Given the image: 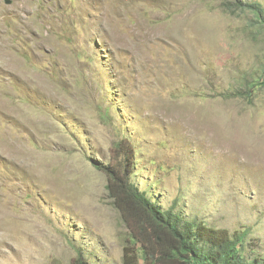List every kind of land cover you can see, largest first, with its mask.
<instances>
[{
  "label": "rangeland",
  "instance_id": "obj_1",
  "mask_svg": "<svg viewBox=\"0 0 264 264\" xmlns=\"http://www.w3.org/2000/svg\"><path fill=\"white\" fill-rule=\"evenodd\" d=\"M127 165L264 259V23L222 0H0V264H146L108 189Z\"/></svg>",
  "mask_w": 264,
  "mask_h": 264
},
{
  "label": "trees",
  "instance_id": "obj_2",
  "mask_svg": "<svg viewBox=\"0 0 264 264\" xmlns=\"http://www.w3.org/2000/svg\"><path fill=\"white\" fill-rule=\"evenodd\" d=\"M226 12L251 10L264 23V9L258 3H243L240 0H222ZM110 173L108 189L123 212L128 210L132 199L142 214L144 223L151 232V238L143 248L146 264H264L260 256L246 260L239 249L240 236L232 240L223 230L205 227L196 221H184L172 211H163L151 199L132 189L130 179L124 178L130 172L128 165L124 173ZM145 244V243H144ZM203 244H207L204 247ZM210 252V254H208ZM214 252L215 254H211ZM129 258L128 264H132ZM76 264H87L79 258Z\"/></svg>",
  "mask_w": 264,
  "mask_h": 264
}]
</instances>
